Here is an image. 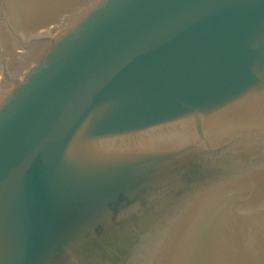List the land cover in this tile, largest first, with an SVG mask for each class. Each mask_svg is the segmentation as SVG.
<instances>
[{
    "label": "water",
    "instance_id": "1",
    "mask_svg": "<svg viewBox=\"0 0 264 264\" xmlns=\"http://www.w3.org/2000/svg\"><path fill=\"white\" fill-rule=\"evenodd\" d=\"M0 264H264V0H0Z\"/></svg>",
    "mask_w": 264,
    "mask_h": 264
}]
</instances>
